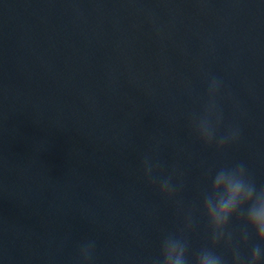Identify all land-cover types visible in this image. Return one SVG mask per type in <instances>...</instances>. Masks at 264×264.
I'll list each match as a JSON object with an SVG mask.
<instances>
[{
	"label": "water",
	"instance_id": "obj_1",
	"mask_svg": "<svg viewBox=\"0 0 264 264\" xmlns=\"http://www.w3.org/2000/svg\"><path fill=\"white\" fill-rule=\"evenodd\" d=\"M212 77L217 139L239 131L219 151L191 126ZM240 162L264 185V0H0V264H77L87 241L91 264H149L189 211L191 257L208 171Z\"/></svg>",
	"mask_w": 264,
	"mask_h": 264
},
{
	"label": "clouds",
	"instance_id": "obj_2",
	"mask_svg": "<svg viewBox=\"0 0 264 264\" xmlns=\"http://www.w3.org/2000/svg\"><path fill=\"white\" fill-rule=\"evenodd\" d=\"M221 85L222 82L216 77L208 81V100L203 114L191 121L197 138L206 146H211L215 141L218 151L237 140L239 136L238 129L230 128L217 139L222 116L217 110L216 97ZM142 166L145 179L155 182L153 172L159 165L153 164L146 156ZM207 175L211 183L202 192L200 209L210 233V246L201 247L190 257V245L186 235L192 227L189 211L183 228L163 236L159 253L149 264H261L264 260V185L257 186L243 162L220 167L215 172L209 170ZM172 180V175H169L159 181L158 191L162 197L172 199L177 193L178 185L173 184ZM233 218L243 224L239 234L241 242L248 241L250 232L258 241L251 247L247 256L241 253L238 245L232 243L234 234L228 230V225ZM221 242L225 247L231 248L230 261L215 251ZM94 248V241L81 244L77 264H91Z\"/></svg>",
	"mask_w": 264,
	"mask_h": 264
}]
</instances>
